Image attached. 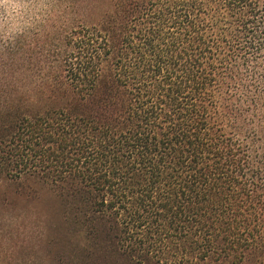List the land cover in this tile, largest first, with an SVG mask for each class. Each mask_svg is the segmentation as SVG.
Instances as JSON below:
<instances>
[{"label": "trees", "instance_id": "1", "mask_svg": "<svg viewBox=\"0 0 264 264\" xmlns=\"http://www.w3.org/2000/svg\"><path fill=\"white\" fill-rule=\"evenodd\" d=\"M27 181L53 264H264V2L0 0V187Z\"/></svg>", "mask_w": 264, "mask_h": 264}, {"label": "rangeland", "instance_id": "2", "mask_svg": "<svg viewBox=\"0 0 264 264\" xmlns=\"http://www.w3.org/2000/svg\"><path fill=\"white\" fill-rule=\"evenodd\" d=\"M10 184L0 187V264H53L55 249L48 245L46 222L56 206L55 197L45 192L42 182L27 181L29 190L39 193L23 196Z\"/></svg>", "mask_w": 264, "mask_h": 264}]
</instances>
